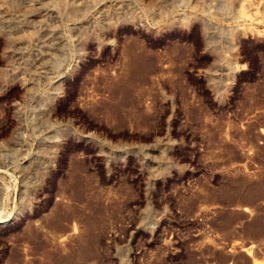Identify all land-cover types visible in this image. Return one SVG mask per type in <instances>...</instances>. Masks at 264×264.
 <instances>
[{
    "label": "rangeland",
    "instance_id": "rangeland-1",
    "mask_svg": "<svg viewBox=\"0 0 264 264\" xmlns=\"http://www.w3.org/2000/svg\"><path fill=\"white\" fill-rule=\"evenodd\" d=\"M263 239L264 0H0V264Z\"/></svg>",
    "mask_w": 264,
    "mask_h": 264
},
{
    "label": "bare ground",
    "instance_id": "bare-ground-1",
    "mask_svg": "<svg viewBox=\"0 0 264 264\" xmlns=\"http://www.w3.org/2000/svg\"><path fill=\"white\" fill-rule=\"evenodd\" d=\"M264 240V239H263ZM254 250H252L251 252H253ZM254 264H262L261 262H255Z\"/></svg>",
    "mask_w": 264,
    "mask_h": 264
}]
</instances>
